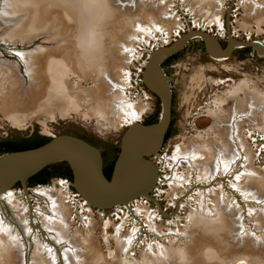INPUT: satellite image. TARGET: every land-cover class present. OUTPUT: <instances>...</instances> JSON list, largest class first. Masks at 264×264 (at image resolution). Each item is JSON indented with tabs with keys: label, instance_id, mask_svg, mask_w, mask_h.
Segmentation results:
<instances>
[{
	"label": "rangeland",
	"instance_id": "obj_1",
	"mask_svg": "<svg viewBox=\"0 0 264 264\" xmlns=\"http://www.w3.org/2000/svg\"><path fill=\"white\" fill-rule=\"evenodd\" d=\"M229 1L104 0L107 10L101 7L99 14L87 22L71 21L66 14L58 18L59 11L45 7L43 28L36 29L27 40L23 37L15 42L2 38L11 24L0 28V63L16 68L15 88L19 82L28 92L36 86L47 95L52 87L60 85L65 89V94L62 90L53 93L51 106L44 113H37L25 125L23 119L24 126H14L0 111V143L8 140L45 144L55 137L72 135L89 138L100 147H118L130 124H125L122 117H105L93 110L96 96L103 99L109 95L111 86L106 75L117 82L119 79L120 86L126 85L130 104L144 106L136 123L150 111L147 117L155 118L152 124H157L163 101L144 82L149 57L155 50L176 45L190 29L209 33L225 50L232 40L257 43L260 48L240 46L230 57L216 58L208 52L205 40L195 37L161 63L173 97L172 133L152 158L160 182L150 194L160 198L166 217L148 200L134 203L131 210H102L90 204L83 207L84 202L76 197L74 177L66 179L65 175H55L47 185L28 181L24 188L17 184L9 191L12 195L0 199V260L4 261L0 264H231L240 259L248 264H264V245L257 244L264 240V8L254 10L248 6L231 12ZM258 3L264 4V0ZM84 23L93 36L98 31L103 33L102 46L108 51L104 54L98 48V53L91 55L93 67L86 65V71H81L77 62L81 43L76 32ZM248 34H252L250 39ZM16 52L32 53L45 67L37 71L39 62L34 64L31 79ZM233 140L236 162L230 166L231 157L220 158V168L212 174L201 173L194 162V149V155L186 160L178 152L194 144L198 152L205 150L211 156L216 145H230ZM61 163L53 164L52 169L63 166ZM213 177L215 181L210 180ZM233 177L238 181V188L234 186L237 192L232 191ZM249 183L253 193L247 191ZM241 184L244 189L239 187ZM45 190L54 193L60 202L62 213L58 214L63 215L58 219L49 200L40 194ZM185 190L189 195L185 202L180 201V209L175 198ZM169 195L174 198L170 200ZM142 208L151 219H146ZM203 210L208 211L205 217L213 213L206 220L215 227L219 225L218 214L223 215L227 228H204L199 221ZM128 233L136 237L130 251L126 249L131 239ZM15 239L20 249L10 244ZM165 240L169 245L145 247L155 242L165 244Z\"/></svg>",
	"mask_w": 264,
	"mask_h": 264
},
{
	"label": "bare ground",
	"instance_id": "obj_2",
	"mask_svg": "<svg viewBox=\"0 0 264 264\" xmlns=\"http://www.w3.org/2000/svg\"><path fill=\"white\" fill-rule=\"evenodd\" d=\"M2 1H4V2H2ZM201 1H206V0H201ZM1 3H3L4 6L2 7L3 8L2 11L0 12V28L3 25L11 24V28L7 29V31L2 36V38L7 42H15V40H18L19 38L21 40L23 37L27 40L28 36L31 35L32 32L37 31L36 29H40V28L42 29L44 26L43 15L45 12V7H48V8L50 7L51 10L56 9L57 11H59L58 18H62L64 16V14H66L65 16L68 15L67 16L68 19H70L71 21L74 20L75 22L76 21L77 22H81V21L87 22L90 19L93 20V18L96 15H98L99 12L101 11V7H104L106 9V6L104 4V0H0V7L2 6ZM105 3H106V0H105ZM257 14H259V13H257ZM19 17H21V18H19ZM217 17H219V15ZM261 22H263V21H261ZM8 26L9 25H7V27ZM77 30H78V32H76V36H78L77 41H79L81 43V50L79 52L77 62L81 65L80 70L86 71V69H87L86 65L89 66L88 67L89 69H91L93 67V62L91 61V59H92L91 55L93 53H95V54L98 53V48H99V51H101L104 54H106L108 50H106V46L105 47L102 46V44H104L103 40L101 39L104 37L102 32L98 31L95 33L94 36L98 38L95 41V40H92V37H94V36H93L92 32L88 29L87 24L84 23L83 25H80L77 28ZM95 43H99L98 46ZM70 45H72L74 47V49H77L74 45V42H71ZM256 46H257V48H259L258 45H256ZM61 50L62 49H60V51ZM211 50L214 51V48H212ZM20 53L23 56V59H21V60H23L25 66H26L27 74L30 75L31 79L32 78L34 79V75L32 74L33 72L35 74L34 64L37 65V63L39 62L37 66L38 67L40 66V67L39 68L37 67V71H40L41 68H44L45 64L43 67V63L41 62V60L36 61L34 59V57L31 55L32 53H29V52L28 53L27 52H20ZM19 59H20V57H19ZM104 62H106V58H105ZM82 65H85V66H82ZM99 65H102V63ZM99 65H98V67H99ZM59 73H62V72L59 71ZM15 74H16V68L15 67L13 69H9L8 67L3 66L0 63V111L4 114V116L14 126H24L26 124V122L28 121V119H31V117L37 115V113H40V112H41V114L44 113L45 109H47V106L48 107L51 106L52 100H50V98H53L52 97L53 93L55 94V92L57 93L58 90H62L65 94V89L60 88L59 87L60 85H58V87H56V86L52 87L49 90L48 95H47L46 91L43 90V88L39 89L36 86H33V88H32L33 90L28 92V90L25 87L23 88L19 82H17V84H16L17 86L15 88V83H14V79H16ZM122 75H123V78H125V80H126L127 75L124 74L123 71H122L121 76ZM105 78H106L109 86H111L109 89V91H110L109 95L107 98L103 97V99L101 98V95L99 96V98H96V97H98V96H96L94 98L93 110H97L98 112H101L102 115L105 117L108 116L109 114L114 115L116 118L122 117L124 119L125 124H130V127H133L132 130L129 131L127 141H126V146H125V158L126 159L123 162V164L120 165V167L118 169L116 181L114 184L115 189H117L114 194L117 196H126L128 194H131L133 192H137L140 189L145 188L146 186H148V184L153 179L154 173L151 171V169L149 167L144 166V165H137V164L133 163L134 160H132V159L136 156L137 153H141L144 151L148 152L150 150H153L156 147L157 141L159 138V128H155V129L146 131V130L140 129L138 126H134V125L138 124L135 122L138 119H140V116L144 110V106L141 103L130 104V101L127 100L128 97L125 95V88L124 87L126 85L124 84L125 86H123V85L120 86L119 85L120 83H118L119 79H117L118 80V82H117L110 75H106ZM146 79H147L148 84L150 85V87L152 89L157 90L158 92H163V83H162V81H161L156 70L153 69L151 71H148ZM121 81L122 80H120V82ZM58 93H61V92H58ZM101 93L102 92L99 91V94H101ZM119 95L122 98H120ZM65 98H66V96L64 97V99ZM55 100H54V102H55ZM23 119H24V122H23L24 125H22ZM230 138H232V139L235 138L234 134H232L230 136ZM224 143H226V141ZM190 146H194V147H191V149H189ZM190 146H188L186 148L181 147L180 150L178 151L179 155L181 158H184L186 160V159H188L189 156H191L190 154L193 153L191 150L194 149L195 150L194 153L197 157L194 160V162L199 167L201 173H202V171H204V174H206V173L212 174L216 170H219V168H220L219 159L220 158H221V160H225L226 158L231 157V159H233L230 162V166H231L232 163L236 162V159L238 157L237 149L235 148L234 140H233V143L230 145L227 144L225 146H220V147H218L216 145L214 147V150H215L214 154L211 155L212 157L210 156V154L208 152H205V150L198 152V150L196 149V146L194 144L190 145ZM237 146H238V144H237ZM194 153H193V155H194ZM75 166L77 169L76 170L77 171L76 186L78 187L79 191L82 192L86 197H88L89 200L93 203L101 200V197H104L107 194V190L104 189V186L102 184H100L99 182H97L96 178L94 177L92 170H91L90 160H88L86 158L77 159ZM243 175H241V176H243ZM241 176L239 179L242 178ZM249 177H250V175H249ZM240 181H243V180L241 179ZM250 181L251 180H249V182ZM261 185H263V184H261ZM239 187L244 189L243 184L239 185ZM248 187H250V188H248L247 191H250V189L252 188L251 184ZM240 188H239V191H240ZM236 190H238V189H236ZM250 192L253 193V191H250ZM9 193L10 192L5 193L3 195V197L6 198V197L10 196V195H8ZM40 194L44 198L49 200L51 208L53 209V215L55 216V218H57V217L60 218L61 215H63V214L60 215L58 213H62V208L59 205L60 202L58 201V199L55 198L56 195L54 193H51V191H49V190L48 191L45 190V191H43V193L41 192ZM254 194H255V192H254ZM256 194H258V193H256ZM261 198H263V197H261ZM10 199H11V197H10ZM58 202H59V204H58ZM201 212H203L202 214H204V216H201L199 214V221L201 224H205L204 228H207V229L212 228L211 229L212 231H219L221 229L223 231L227 228L228 222H227L226 218L223 217V215L220 216L218 214V216L220 218L219 219V225L217 227H215L211 223V221L206 220L207 216H210L213 213H209L205 217V215L207 214L208 211L205 212L203 210ZM261 215H263V214H261ZM59 221H61V220H59ZM1 223H3V222H1ZM62 225H64V224L62 223ZM50 227L52 228V223H51ZM63 228H64V226H63ZM54 230L55 229L53 228L52 231H54ZM66 233L67 232H65V234ZM52 235H54V233H52ZM59 235L61 236V234H59ZM63 236L66 237L65 235L62 234V237ZM7 237H9V236H7ZM5 239H7V238H5ZM10 244L13 245L15 248L16 247L18 249L21 248L20 242H18V241L16 242V239H15V242L13 240L12 242H10ZM257 244L264 245V240L261 239V241ZM258 246H260V245H258ZM0 252H2V251L0 250ZM213 261L217 262V260H213ZM1 262H4V261H1ZM231 264H248V262L240 259L237 262L231 263Z\"/></svg>",
	"mask_w": 264,
	"mask_h": 264
},
{
	"label": "water",
	"instance_id": "obj_3",
	"mask_svg": "<svg viewBox=\"0 0 264 264\" xmlns=\"http://www.w3.org/2000/svg\"><path fill=\"white\" fill-rule=\"evenodd\" d=\"M195 37H199L205 40L208 52L210 53V55L216 58L226 59L230 57L236 47L253 45L257 48L256 45H258L256 43L247 44L232 40L229 47L225 50L221 46L220 42H218V40L211 36L209 33H206L202 30L190 29L189 32L184 37H182V39H180L176 45L159 48L150 55L147 67L144 72V82L148 84L146 79L148 71H151L153 69L157 71L163 83V92H158L157 90H154L152 88L151 89L163 101V111L161 114V118L157 124L144 125L138 123L134 126H138L140 129L146 131L159 128V138L157 141V145L153 150L137 153L136 156L132 159L134 160L133 163L137 165L147 166L154 173L153 179L148 184V186L126 196H117L114 194L117 190L115 189L114 184L116 181L118 169L126 159V141L129 131L133 128L130 127L124 134L122 151L110 180L107 179L104 175L102 156L98 148H96L86 140L72 135L55 137L49 142L36 148L1 155L0 199H2L5 193L12 191L17 184H22L23 187L26 188V183L29 181V179L43 171L45 168L60 162H65L69 165L73 173L76 186L77 169L75 163L76 160L80 158H86L90 160L91 170L94 177L96 178L97 182L102 184L104 186V189L107 190V194L104 197H101V200L93 203L89 200L88 197L80 192L78 187L76 186L77 191L81 195V197L86 200L87 203L92 207L106 210L121 205H127L129 202L137 198H150V192L156 186L159 174L156 165L150 160L144 158V156H156L158 154L164 144L165 134L171 124L172 119V92L166 81V76L162 72L161 63L164 59L184 49L190 42V40ZM212 48H214V51L211 50Z\"/></svg>",
	"mask_w": 264,
	"mask_h": 264
},
{
	"label": "built area",
	"instance_id": "obj_4",
	"mask_svg": "<svg viewBox=\"0 0 264 264\" xmlns=\"http://www.w3.org/2000/svg\"><path fill=\"white\" fill-rule=\"evenodd\" d=\"M227 1H229V0H227ZM258 1L259 0H230L229 2H231V12H237L238 10H242L243 8H245V7H248V6H253L254 8V10H257V7H258V5H259V3H258ZM261 5V4H260ZM261 8V7H260ZM195 26H199V25H195ZM203 31V30H202ZM248 36V38L250 39L251 37H252V34H248L247 35ZM247 38V39H248ZM257 44V43H256ZM225 168V167H224ZM223 170V169H222ZM158 174H159V171H158ZM200 174V173H199ZM200 177H203V176H199V178ZM231 178V177H230ZM234 178V177H233ZM215 179V177H213L212 179H210L211 181L212 180H214ZM225 180V179H224ZM215 181V180H214ZM226 181V180H225ZM233 181H235L233 184H231V187H232V191L233 192H237L235 189H234V186H238V181H236V178H234V180L232 179V182ZM159 182H160V178H159V175H158V181H157V183H156V186L154 187V189L150 192V193H152L153 191H155V190H157V187H158V185H159ZM169 183H170V180H169ZM183 183L185 184V183H187V181L186 180H184L183 181ZM236 183V184H235ZM209 187V186H208ZM208 187H204V188H208ZM170 191H171V189H170ZM239 193V192H238ZM173 195L174 194H177V193H172ZM240 194H242V193H240ZM188 195L189 194H187V192H186V190H185V192H184V194L181 196V197H176L175 198V200H176V206L178 207V208H180V209H182V207H183V205H181L180 204V201L181 200H183L184 199V202H185V200H186V197H188ZM243 195V194H242ZM75 197V196H74ZM76 197L79 199V201H82V202H84L82 205H83V207L85 206V205H88V203H87V201L86 200H84L82 197H81V195L78 193V194H76ZM174 198V197H173ZM172 197H170V195H169V199L171 200V199H173ZM227 198H229V197H227ZM145 201V200H148V201H150V202H153L157 207H158V209H159V212L163 215V217H166L167 215H165L164 214V211H163V209H162V207H161V203H160V198H158V197H152L151 196V194H150V198H146V197H141V198H137V199H135V200H133V201H131V202H129L127 205H121V206H117V207H120V208H125V209H127V210H131V206L134 204V203H138V205H139V203H140V201ZM224 201H228L227 199H225ZM145 203V202H144ZM229 203H231V202H229ZM233 204H234V201L232 202ZM198 204V203H197ZM89 210H93L92 208H90V206L89 207H87ZM116 208V207H115ZM195 209H197V206H195ZM89 210H86L88 213H92V211H89ZM142 210H144L142 213H143V215L146 217V219H148V218H150L149 217V215H148V213L146 212V209L145 208H142ZM247 212H248V210H247ZM151 219V218H150ZM148 222H149V220H148ZM152 221H150V225H152ZM180 231V230H179ZM153 235V234H152ZM156 235H158V234H156ZM131 237V239H129L128 240V247H126V249L127 250H131L133 247H134V242H135V239H136V237H135V235L133 234V233H128V235H127V237ZM135 237V238H134ZM134 239V240H133ZM164 243L165 244H163V243H161V242H155L154 244H148L147 246H145L146 248H148V247H150V246H154V245H169V241H167V240H165L164 241Z\"/></svg>",
	"mask_w": 264,
	"mask_h": 264
},
{
	"label": "flooded vegetation",
	"instance_id": "obj_5",
	"mask_svg": "<svg viewBox=\"0 0 264 264\" xmlns=\"http://www.w3.org/2000/svg\"><path fill=\"white\" fill-rule=\"evenodd\" d=\"M172 106H173V97H172ZM150 111L147 113L149 114ZM147 114L144 118H142V121L140 122L141 124H144V125H149V124H152L153 121L155 120V118H150L147 117ZM172 114H173V109H172ZM146 118V119H145ZM136 123V122H135ZM171 126H172V122L165 134V139H164V142L170 137L172 131H171ZM129 127H127L122 136H121V141H120V144L118 147H112L110 145H106V147L104 146H98V144H96L94 141H92L91 139L89 138H86L85 140L87 142H89L90 144H92L93 146H95L96 148H98V150L100 151L101 153V156H102V161H103V172H104V175L107 179H111L112 175H113V172L115 170V167H116V163L120 157V154H121V151H122V144H123V137H124V134L126 133V131L128 130ZM168 137V138H166ZM164 145V144H163ZM144 158L150 160L151 162L152 161V158L153 156L149 155V156H144ZM154 163V162H153ZM60 169V170H59ZM68 165V168L66 166H61V167H56L51 169L52 172H54L56 175H60V176H68V177H72L73 178V173L71 171V169ZM64 176V177H65ZM67 179V178H66Z\"/></svg>",
	"mask_w": 264,
	"mask_h": 264
},
{
	"label": "trees",
	"instance_id": "obj_6",
	"mask_svg": "<svg viewBox=\"0 0 264 264\" xmlns=\"http://www.w3.org/2000/svg\"><path fill=\"white\" fill-rule=\"evenodd\" d=\"M41 145L43 144H36L30 141H25V142L8 141V140L3 141L0 143V156L6 153H13V152L36 148ZM61 164L68 168L67 163L63 162ZM52 167L53 165L45 168L43 171H41L40 173L29 179L30 184L47 185L50 182V180L56 175L54 172L51 171ZM66 178L69 177L66 176Z\"/></svg>",
	"mask_w": 264,
	"mask_h": 264
},
{
	"label": "snow or ice",
	"instance_id": "obj_7",
	"mask_svg": "<svg viewBox=\"0 0 264 264\" xmlns=\"http://www.w3.org/2000/svg\"><path fill=\"white\" fill-rule=\"evenodd\" d=\"M258 7H262V8H264V4L258 5ZM157 31L159 32L160 30L157 29ZM126 51H127V50H126ZM15 55L18 56V57H20V59H23V56L21 55L20 52H16ZM237 179H239V177H237ZM9 195H12V194L9 193ZM49 251H51V249H49Z\"/></svg>",
	"mask_w": 264,
	"mask_h": 264
}]
</instances>
